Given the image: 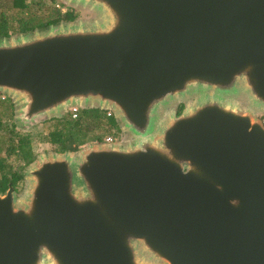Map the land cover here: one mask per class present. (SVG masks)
<instances>
[{
	"label": "water",
	"instance_id": "obj_1",
	"mask_svg": "<svg viewBox=\"0 0 264 264\" xmlns=\"http://www.w3.org/2000/svg\"><path fill=\"white\" fill-rule=\"evenodd\" d=\"M60 1L101 19L0 39V93L20 128L96 109L124 139L8 184L0 264H264V0Z\"/></svg>",
	"mask_w": 264,
	"mask_h": 264
},
{
	"label": "trees",
	"instance_id": "obj_2",
	"mask_svg": "<svg viewBox=\"0 0 264 264\" xmlns=\"http://www.w3.org/2000/svg\"><path fill=\"white\" fill-rule=\"evenodd\" d=\"M27 1L29 0H0V4H3L6 10H12L17 14H20L19 12L28 8L29 3ZM4 13L5 10L0 13V39L8 38L11 34L16 33H32L36 30V28H38V31H42L50 26L58 25L61 21H72L75 18V14L71 10L65 12L64 14H61L57 10L55 16H52L46 21L35 17L27 20L20 19L18 21L19 26H14L11 21L4 18ZM55 121L58 122V125L56 127L51 126L52 128L43 138V141L45 143L55 145L58 148L56 151L57 153L77 151L81 146L87 144L88 135L95 129L108 132L109 129L103 124V121H107L106 124L111 129L114 128L118 130L119 128L113 116L106 117L105 111H99L96 109H79L76 118H71V116L67 114L63 118L56 119ZM12 134L15 137L11 138ZM12 134L9 136L11 139H7L8 147L5 151L6 155H14V158L18 161V163H22L25 167L32 163L35 159V156L32 153L29 134H15L14 131ZM15 139L17 140L16 143H14ZM93 139L98 141V143L102 141V138L97 137V135H95ZM4 167L5 159L0 157V170ZM9 173L10 169L7 173L0 175V193L7 190L9 183H11V185L15 188L22 178L21 175H18L15 172L12 174Z\"/></svg>",
	"mask_w": 264,
	"mask_h": 264
},
{
	"label": "rangeland",
	"instance_id": "obj_3",
	"mask_svg": "<svg viewBox=\"0 0 264 264\" xmlns=\"http://www.w3.org/2000/svg\"><path fill=\"white\" fill-rule=\"evenodd\" d=\"M27 2L29 3L28 8L19 12L20 14H17L12 10L11 11L6 10L3 4H0V13L3 10H5L4 18L6 20L11 21V23L14 26H19L18 21L20 19L27 20L29 18L35 17L38 19L41 18L43 21H46L52 16H55V13L57 10L61 14H64L65 12L69 10L73 11V13L75 14V18L72 21H65V20L61 21L59 22V24L61 25H65L69 23L70 24L92 23L94 20L95 22H99L101 19L99 15L95 14L93 16V14L89 12L88 10L73 8L71 5H67L64 2H61L60 0H29ZM36 30H38V28H36ZM27 34H30V33H27ZM19 35H25V34L16 33V34H11L10 37H16ZM1 95L2 94L0 93V96ZM243 98L240 100L236 99L235 101H236V104L239 105V106L237 105L239 108L247 110L249 109V105L241 103L243 101ZM185 108H186V104L181 102L175 106V108L173 109V112L177 116ZM13 112H14V108H13V104L11 103V99H8L7 97L5 101H2L0 99V157L5 159V167L2 170H0V175L7 173L9 169H10L9 174H12L13 172H15L18 175H21L22 178L19 184L17 185V189H15V192L17 196H20V195L22 196L25 190V183L23 180L22 172L24 171L26 166L24 167L22 163H18V161L14 158V155H9V156L6 155L5 151L8 147L7 139L10 140L11 138L15 137L12 134L13 131L15 134L16 133H19L21 135L29 134V138L31 140L32 153L35 156V158L40 155L53 154V153H56L58 148L55 145L45 143L43 141V138L52 128L51 126L56 127L58 125V122L55 121L56 120L55 118H47L43 121H40L28 127L20 128L15 123ZM65 115H67V113L64 114L63 117ZM257 118H259L264 124V115H257ZM106 123L107 121H103V124L109 129L108 132L95 129L92 133L88 135L87 144H85L84 146H81L78 150L80 151L81 149L86 148L88 145L102 144V141L98 143V141H95L93 139L95 135H97V137H101L102 140L106 138L107 136H116L117 137L116 143H121V141L124 139V133L120 130V128H118V130L114 128L111 129ZM10 135L12 136L11 138L9 137ZM16 142L17 140L15 139L14 143Z\"/></svg>",
	"mask_w": 264,
	"mask_h": 264
},
{
	"label": "built area",
	"instance_id": "obj_4",
	"mask_svg": "<svg viewBox=\"0 0 264 264\" xmlns=\"http://www.w3.org/2000/svg\"><path fill=\"white\" fill-rule=\"evenodd\" d=\"M0 99L2 101H5L6 100V96L1 95ZM78 110L79 109L77 107H70L67 110V114H69V116H71V118H76ZM105 113H106V117H112L113 116L112 112H110V111H105ZM116 142H117V137L116 136H107L106 138H104L102 140V144H113V143H116Z\"/></svg>",
	"mask_w": 264,
	"mask_h": 264
},
{
	"label": "flooded vegetation",
	"instance_id": "obj_5",
	"mask_svg": "<svg viewBox=\"0 0 264 264\" xmlns=\"http://www.w3.org/2000/svg\"><path fill=\"white\" fill-rule=\"evenodd\" d=\"M17 189V186L14 188V190Z\"/></svg>",
	"mask_w": 264,
	"mask_h": 264
}]
</instances>
